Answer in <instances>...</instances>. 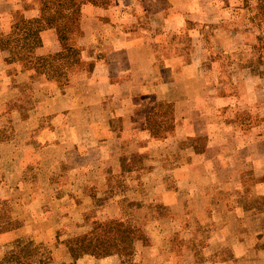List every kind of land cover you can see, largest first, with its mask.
Wrapping results in <instances>:
<instances>
[{
	"label": "crops",
	"instance_id": "0c3cea01",
	"mask_svg": "<svg viewBox=\"0 0 264 264\" xmlns=\"http://www.w3.org/2000/svg\"><path fill=\"white\" fill-rule=\"evenodd\" d=\"M197 3L209 20L205 1L80 0L64 84L0 47L3 256L20 241L38 247L26 264H264V65L214 83L183 36ZM42 16L0 0V35ZM40 36L38 56L62 51L55 28Z\"/></svg>",
	"mask_w": 264,
	"mask_h": 264
},
{
	"label": "rangeland",
	"instance_id": "374dc122",
	"mask_svg": "<svg viewBox=\"0 0 264 264\" xmlns=\"http://www.w3.org/2000/svg\"><path fill=\"white\" fill-rule=\"evenodd\" d=\"M197 1H205L204 4H208L209 7H211V12L206 16V18L210 19L203 21V18L199 16L198 11H200V6L197 3V14L194 19H188L187 25L189 29L187 32L183 31V36L185 38V36L188 35L196 39L198 43L197 46H199L198 49L201 52L203 51L202 53L207 56V64H210V67L214 65L211 76V78L214 79V83L218 81H220V83L226 82L225 84H228V82L234 83L237 81V77L248 76L249 74L246 75L247 71L249 72L247 68L248 65L246 66L245 63L243 65V59H255L256 61L258 59L259 65L257 64V66L260 69V66L264 65V0ZM241 29L250 33L252 39L257 42V51H255V53L248 49L247 46L250 44H247L245 37H242L243 33H240L239 36L236 34V32H239L238 30ZM185 40L187 41V39ZM72 41H76L74 35ZM30 42H32V40H30ZM225 42L228 44H225ZM16 51L17 53H23V55L19 54L20 57L26 56V50L18 49ZM56 60L57 59L49 58L45 63L40 61L36 65L40 66L38 68L39 71L42 66L47 65L52 73H57L59 70L63 73L67 67ZM14 61L20 62L22 66L27 69H35L29 62L18 61L17 59H14ZM260 72L261 84H263L264 87V67ZM231 87L232 86L229 88ZM258 99L261 103H264V92H259ZM261 106H264V104H261ZM257 178L263 181L264 174H256V179ZM11 249L12 245L9 243L4 249V254ZM5 260L6 256H3L0 251V264H7Z\"/></svg>",
	"mask_w": 264,
	"mask_h": 264
},
{
	"label": "trees",
	"instance_id": "16d2710c",
	"mask_svg": "<svg viewBox=\"0 0 264 264\" xmlns=\"http://www.w3.org/2000/svg\"><path fill=\"white\" fill-rule=\"evenodd\" d=\"M80 6V0H42L43 16L35 19L19 18L15 20L12 31L8 34L0 35V47L10 52L13 60L29 62L38 72L44 73L64 84L63 82L67 78L60 72L61 70L59 72L55 71L57 73H52L49 66L47 67L46 65L42 66L39 71L38 68L40 66L36 64L40 61L45 63L49 58H53L67 67L64 71L79 67L81 52L72 39L73 35L77 39L81 33L77 15V10H80ZM46 28H55L57 30L63 49L56 54L41 57L36 54V49L42 44L40 32ZM18 49L26 50V56L20 57L19 54L23 55V53H17L16 50ZM80 242L81 240L78 238L74 240L73 244L79 245ZM11 245L12 249L5 254L7 264H26L27 256L38 250V247L35 246L34 249H30L20 241L11 242ZM47 248L46 245L39 247V251H48ZM41 256V264L51 258L50 253L45 258L44 253Z\"/></svg>",
	"mask_w": 264,
	"mask_h": 264
}]
</instances>
